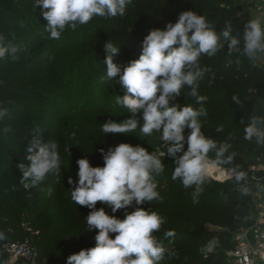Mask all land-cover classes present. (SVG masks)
Masks as SVG:
<instances>
[{
  "label": "clouds",
  "instance_id": "obj_1",
  "mask_svg": "<svg viewBox=\"0 0 264 264\" xmlns=\"http://www.w3.org/2000/svg\"><path fill=\"white\" fill-rule=\"evenodd\" d=\"M131 3L132 0H36L47 21L45 31L52 40H59L66 28L75 31L94 17L124 16ZM225 46L228 56H244L256 66L257 60L264 56V19H248L241 36L233 35L230 23L218 33L207 17L192 10L182 11L174 23L166 22L163 29H151L141 42L139 57L123 67L113 59L118 45L108 39L103 43L104 78L114 80L124 89L122 96H116V104L131 115L121 122L109 120L101 124V132L127 134L139 128L145 136L157 134L165 151L149 153L139 144L120 143L107 150L99 149L103 166H92L86 158L76 161L77 179L68 178V184L73 186L68 191L70 199L90 210L83 219L88 230L97 231L94 246L69 255L66 264H160L166 253L172 254L155 235L165 223L164 218L151 208L137 206L162 200L154 177L164 172L161 157L165 155L175 165L171 179L179 180L185 189H193L194 203L204 190L210 165H227L234 159L235 153H229L230 143L217 142L201 131V117L208 113L203 106L207 98L199 93L200 81L210 69L201 66L200 57L215 56ZM17 51L0 34V60L15 57ZM184 90L199 107L177 103L170 106ZM232 100L241 106L237 96L233 95ZM138 113L142 123L137 119ZM8 115L7 108L0 106V121ZM240 123L245 125V120L242 118ZM43 130L38 126L31 129L33 138L26 148L30 164L17 166L22 173L19 183L25 190L36 188L49 175L61 172L59 145L53 140L42 142ZM223 130L222 124L215 129L218 133ZM9 131L7 127L0 128V134ZM243 131L244 140L264 145V114H251ZM71 135L74 138L75 132ZM230 172L240 184L241 193L247 195V173L239 167H232ZM256 187L264 191V184L258 182ZM97 202L109 208L112 215L106 213L105 207L97 208ZM130 207L134 210L128 212ZM121 209L125 210L123 219L115 215ZM164 235L172 237L174 232L169 230ZM2 239L4 234L0 233ZM217 244V238L213 237L200 251L213 253Z\"/></svg>",
  "mask_w": 264,
  "mask_h": 264
},
{
  "label": "trees",
  "instance_id": "obj_2",
  "mask_svg": "<svg viewBox=\"0 0 264 264\" xmlns=\"http://www.w3.org/2000/svg\"><path fill=\"white\" fill-rule=\"evenodd\" d=\"M239 2L240 0H135L133 6H137L136 11L131 17L126 12L124 15L130 24L120 25V22L113 24V28L118 26L117 31L124 34L121 39H116V45H126L128 42L130 44L124 48L122 53L117 54L114 63L121 67L126 65L120 59L121 55L123 56L128 50H131L130 60L139 57L143 40L141 36L139 37L142 33V30L138 32L140 26L147 30L157 21H165L164 24L175 22L182 11L192 10L207 17L218 33L225 27V24L230 23L233 35L242 36L245 24L233 20L237 12L234 6ZM0 5H2L0 7V22L2 23L4 17L11 15L5 11L6 7L16 5L14 0H0ZM22 8L20 12H24ZM170 11L169 17L164 19L165 14ZM109 20L113 21L115 17L105 21L109 22ZM103 23L106 22L103 21ZM44 25L46 23L42 24V27ZM22 37L24 44H32L40 38H34L29 29L23 32ZM49 44H52V41ZM34 56L37 58L36 55ZM200 64L202 67H208L210 71L205 73V79L200 83L202 86L200 85L199 92H205L206 100H211L210 104L213 107L212 110H207L211 117L202 123L201 131L217 142L227 141L231 144L229 153H235L234 159L230 164L223 166L239 167L240 170L245 171L249 192L243 195L240 191V184L235 180L221 184L208 177L203 186V192L194 203L193 189H185L179 180L171 179L175 165L166 155L162 159V163L165 164L164 172L154 177L159 183V188L166 186L165 190L157 189L162 200L153 201L151 204L145 202L137 206L145 210L151 208L164 218L165 223L155 235L163 241L164 247L172 254L166 253L160 264H229L228 252L236 245L234 233L239 227L249 223L248 218L254 211L251 192L257 190V183L250 180V168L257 167L260 163L264 165V145H257L254 140L243 139V126H246L248 117L251 114H264V61L260 57L254 66L244 56L235 54L228 56L225 46L215 56L202 55ZM92 67L94 69L90 75H92L94 87L97 91L103 92L107 81L104 78L105 67L102 63H95ZM9 79L12 77H4V80H7L5 82ZM186 91L184 90L183 93ZM82 93L81 97L78 91L71 93V96L64 93L60 95L62 108L66 110L64 113L70 112L73 107L77 109L82 106L83 115L74 128L66 127L57 131L55 125L51 129L56 130L51 140L59 145L61 172L59 175H49L38 187L25 190L19 183L22 173L17 166L20 163L28 166L30 161L24 163L26 158L18 155L24 154V151L16 145L17 140L12 135L15 131L9 128L10 131L7 134H0V233L4 234V239L0 240V257L4 253L2 244L21 241L25 238L31 239L41 264H66V258L69 255L93 247L97 230H88L83 219L90 210L85 206L76 205L70 199L68 192L73 187L68 184V178L72 177L74 181L77 179L76 161L86 158L92 166H103L99 149L107 150L109 146H116L120 143H129L133 146L139 144L149 153L156 151L157 134L145 136L139 128L127 134L103 135L101 124L109 120L121 122L123 120L121 118L127 119L131 114L127 110L120 109V111L103 102L104 92L103 95H99L101 92L99 94L87 93L86 90ZM233 95L241 100V106L232 100ZM72 96L75 100L68 101L67 98ZM89 97L92 98L91 103L87 101ZM84 98L85 103H83ZM171 103L191 104L193 107L198 105L195 100L190 101L188 98L181 99L180 97L170 102V106ZM242 118L245 120V125L240 123ZM137 119L140 123L143 122L141 115H137ZM17 123L21 124L23 121ZM221 124L224 130L218 133L215 129ZM21 132L18 133L23 135L24 133ZM73 132H75L74 138L71 135ZM187 132L186 129L185 135ZM209 157L212 158L213 154L210 153ZM262 173L263 171H256L258 176H262L264 174ZM96 207L105 206L97 202ZM133 210L131 207L127 209L128 212ZM105 211L112 215L109 208L105 207ZM124 211L123 209L117 210L115 215L123 219ZM22 223L34 233L24 230ZM169 230L173 231L174 235L165 237L164 233ZM213 237L218 240L214 252L202 253L200 249Z\"/></svg>",
  "mask_w": 264,
  "mask_h": 264
},
{
  "label": "rangeland",
  "instance_id": "obj_3",
  "mask_svg": "<svg viewBox=\"0 0 264 264\" xmlns=\"http://www.w3.org/2000/svg\"><path fill=\"white\" fill-rule=\"evenodd\" d=\"M35 1L14 0L15 7L3 6L6 7L5 11H7L8 15H11L7 18L4 17V22H0V34L6 37V42L14 44L18 49L15 57L8 56L0 60V106L7 108L9 112V115L3 121H0V128L7 127L15 131L12 135L17 140V147L24 151V154H18L23 158L28 155L26 148L33 138L31 129L37 126L44 129L41 133V138L42 142L46 143L48 140L53 139L52 136L56 130L53 131L51 129L55 125L57 126V131L66 127L74 128L79 118L82 117V106L77 107V109L72 106L73 109L70 112L64 113L66 110L62 108L60 101V95L63 93L71 96V93L78 91L81 97L82 92L85 90L87 93L93 94L101 92L99 95H103L104 92L105 94L102 96L103 102L110 104L114 109H121L116 104V96H122L124 89L118 83L115 84L114 80H107L103 92H99L94 87L90 73L94 69L92 66L95 63L103 64L105 58L103 43L108 39L116 45V39H121L124 35L117 31L118 26L113 28V24L119 22L121 23L120 25L130 24V21L125 16H116L115 20H109V22L105 21L108 18L94 17L87 25L80 26L75 31L66 28L59 40H52L48 38V33L45 31L47 21L41 14L42 9L36 5ZM134 1L132 0V3L126 9L129 17L132 16V13L137 8L136 5L133 6L135 4ZM21 7H23L22 10L24 12H20ZM234 8L237 9L233 16V20L236 22L246 24L248 19L251 18L261 17L264 19V0H240L239 3L235 4ZM170 13L171 11L166 13L164 19H167ZM103 21L106 23L104 24ZM100 22L102 23L101 25ZM164 22L157 21L147 30L140 26L138 32L142 30V33L139 37L141 36V39H143L151 29H163L165 26ZM45 23L46 25L42 27V24ZM27 29L31 30L34 38H40L32 44H24L22 35ZM50 41H52V44H49ZM128 45H130L129 42L126 45L121 44L118 46V53H122ZM34 55L37 58H34ZM130 55L131 50H128L123 56L121 55L120 61L127 64L130 61ZM202 59L204 58L202 57ZM261 60L264 61V56H261ZM8 76H11L12 79L5 82L7 80H4V77ZM116 79L118 80V77ZM199 93L203 96L206 95L204 91ZM178 97L181 99L188 98L190 101L194 100L187 96V91L186 93L182 92V95ZM67 100L73 101L75 99L72 96L67 98ZM87 101L91 103L92 98L89 97ZM85 102L84 98L83 103ZM210 103L211 100L203 102L206 111L213 109ZM199 106L196 105L194 107ZM97 114L99 113L97 112ZM137 115H140V113ZM209 117H211L210 113L206 117H201V123L205 122ZM121 119L124 120V118ZM18 121H23V123L18 124ZM19 131L24 134L21 135L18 133ZM161 143L163 141H159L156 138L155 149L158 152L165 151V147ZM161 158L164 159L163 157ZM28 162L26 159L24 163ZM256 171H263L264 173V165L258 164ZM261 184H264V182H261ZM159 189L165 190L166 186L163 185ZM251 196L254 203V211L248 218L249 221L254 219L257 212L262 209L264 191L257 189L251 192ZM246 226L248 224L239 227L234 233V238ZM0 264L16 263L4 251L0 257ZM229 264H231V261H229Z\"/></svg>",
  "mask_w": 264,
  "mask_h": 264
},
{
  "label": "built area",
  "instance_id": "obj_4",
  "mask_svg": "<svg viewBox=\"0 0 264 264\" xmlns=\"http://www.w3.org/2000/svg\"><path fill=\"white\" fill-rule=\"evenodd\" d=\"M231 167L223 165H210L209 178L216 183H226L234 180L230 172ZM257 167H251L250 180L255 183L264 182V176L256 174ZM254 219L244 227L235 238V247L228 252L231 264H264V201ZM22 228L30 233L29 227L22 223ZM9 258L16 264H41L38 261L36 250L31 239L6 242L2 245Z\"/></svg>",
  "mask_w": 264,
  "mask_h": 264
}]
</instances>
